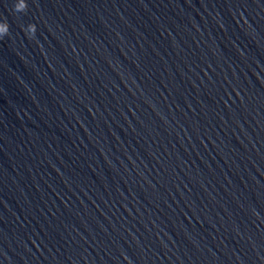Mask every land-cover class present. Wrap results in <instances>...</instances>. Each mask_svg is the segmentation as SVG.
<instances>
[{
  "label": "clouds",
  "instance_id": "clouds-1",
  "mask_svg": "<svg viewBox=\"0 0 264 264\" xmlns=\"http://www.w3.org/2000/svg\"><path fill=\"white\" fill-rule=\"evenodd\" d=\"M27 3L26 0H19V2L15 3L14 10L16 12H24L27 10ZM10 29V25L8 24L6 18L3 22H0V36L8 35ZM36 25L35 24H29L27 26V29L25 30L26 35H28L29 38H32L36 33Z\"/></svg>",
  "mask_w": 264,
  "mask_h": 264
}]
</instances>
